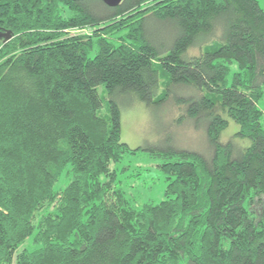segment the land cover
Returning <instances> with one entry per match:
<instances>
[{
    "label": "trees",
    "instance_id": "1",
    "mask_svg": "<svg viewBox=\"0 0 264 264\" xmlns=\"http://www.w3.org/2000/svg\"><path fill=\"white\" fill-rule=\"evenodd\" d=\"M0 32V264H264L257 0H0ZM120 94L204 131L207 154L150 150L158 203L133 205L111 168Z\"/></svg>",
    "mask_w": 264,
    "mask_h": 264
},
{
    "label": "rangeland",
    "instance_id": "2",
    "mask_svg": "<svg viewBox=\"0 0 264 264\" xmlns=\"http://www.w3.org/2000/svg\"><path fill=\"white\" fill-rule=\"evenodd\" d=\"M257 2L264 11V0H257ZM70 33L84 35L90 34L91 31L74 29ZM197 52L196 45L190 49L189 55ZM94 55L95 50L88 51V57L91 58ZM235 71L236 66L230 65L228 84ZM163 79L160 74V91H162ZM98 89L101 93L103 88L100 86ZM116 101L120 112L121 140L128 148L117 163L111 164V168L117 173V185L126 192L127 198L133 205L158 203L167 185L166 175L160 166L164 159L150 150L162 153V149L175 147L207 154L208 146L204 131L202 128L195 129L190 120L177 122L179 116L171 101L149 106L132 94H120ZM259 105L264 111V87ZM237 130L238 125L229 119L227 127L222 132V139L236 141L234 134ZM254 209L258 215L264 217V200L261 204L255 205ZM24 245L30 247V239H27Z\"/></svg>",
    "mask_w": 264,
    "mask_h": 264
},
{
    "label": "water",
    "instance_id": "3",
    "mask_svg": "<svg viewBox=\"0 0 264 264\" xmlns=\"http://www.w3.org/2000/svg\"><path fill=\"white\" fill-rule=\"evenodd\" d=\"M110 7L117 6L122 0H100ZM0 38H3L4 41L11 38L10 32H0Z\"/></svg>",
    "mask_w": 264,
    "mask_h": 264
}]
</instances>
